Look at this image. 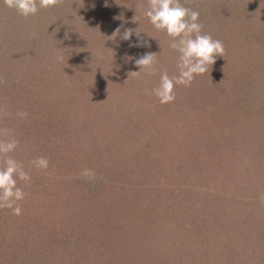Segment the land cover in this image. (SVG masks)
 <instances>
[{
	"label": "rangeland",
	"instance_id": "374dc122",
	"mask_svg": "<svg viewBox=\"0 0 264 264\" xmlns=\"http://www.w3.org/2000/svg\"><path fill=\"white\" fill-rule=\"evenodd\" d=\"M141 3L64 0L25 19L0 0V106L29 114L0 127L31 176L22 214L0 209V264H264V0H180L225 58L170 104L153 89L178 53ZM149 52L160 71L131 75Z\"/></svg>",
	"mask_w": 264,
	"mask_h": 264
},
{
	"label": "clouds",
	"instance_id": "9594fccd",
	"mask_svg": "<svg viewBox=\"0 0 264 264\" xmlns=\"http://www.w3.org/2000/svg\"><path fill=\"white\" fill-rule=\"evenodd\" d=\"M63 3L64 0H4L7 8L15 10L25 19L34 17L40 9L59 7ZM147 5L145 8L141 3L137 8L142 10L143 15L156 30L164 32L170 38L169 47L178 53L176 65L178 74L169 76L166 70L160 71L157 53L149 52L135 61L140 71L132 72L131 75L139 76L144 73L153 76L160 71L159 84L153 89V93L161 104H170L176 100L177 86L190 87L196 76L209 73L212 65L216 63L217 56L225 58V47L221 40L203 32L204 25L199 22L200 12L184 7L180 0H147ZM133 31L138 43L131 46L150 47V44L140 37L139 29L126 30L122 39L130 41ZM58 59L62 60L63 57ZM4 82V77L0 76V83ZM28 115L25 111H17L13 115L6 106H0V120L27 119ZM19 146L13 129L0 127V209H9L16 216L22 214L20 202L27 195L18 186V181L25 184L31 181V176L24 165L12 155ZM49 163L45 157H38L30 162L31 166L46 175H50ZM81 175L83 178L96 179L95 171L91 169H84Z\"/></svg>",
	"mask_w": 264,
	"mask_h": 264
},
{
	"label": "trees",
	"instance_id": "16d2710c",
	"mask_svg": "<svg viewBox=\"0 0 264 264\" xmlns=\"http://www.w3.org/2000/svg\"><path fill=\"white\" fill-rule=\"evenodd\" d=\"M6 23L7 24H9V26H11L12 25V22H10V21H8L7 22V20H6ZM11 37V36H10ZM4 38H5V36H4ZM12 39V41L13 40H15L13 37H11ZM241 54V53H240ZM217 57H220V56H217ZM141 105V104H140ZM103 119V118H102ZM105 120V119H104ZM209 121V117L206 119V123ZM0 122H3L4 123V121L3 120H0ZM204 127L205 126H203V129H204ZM133 128V127H132ZM134 129V128H133ZM132 129V130H133ZM136 129V128H135ZM148 130H151L150 128L148 129ZM97 132H100V130L99 131H97ZM104 135V137L106 138V134H103ZM152 143H151V141L148 143L147 142V146L149 147L150 145H151ZM156 145V144H155ZM148 150L147 151H149L150 153L152 152V156L156 159V162H157V165L159 166V163H160V161H159V159H160V157L162 156L160 153H158L157 151H155L154 149L152 150V148H147ZM166 153H168V152H164L163 153V156L166 154ZM152 157V159L154 160V158ZM104 161H105V159H104ZM162 165V164H161ZM160 165V166H161ZM96 174H98V173H96ZM53 178V177H52ZM63 178V177H62ZM54 179V178H53ZM67 181H69L68 179H66ZM98 182H99V184L100 185H104V183H103V181H102V179H100V180H97ZM105 186V185H104ZM51 196H55V194H52ZM219 196H222V200H224V199H226L227 197L226 196H223V195H220L219 194ZM57 202V201H56ZM91 219H97V217H95V216H92V218ZM163 247V246H162Z\"/></svg>",
	"mask_w": 264,
	"mask_h": 264
}]
</instances>
